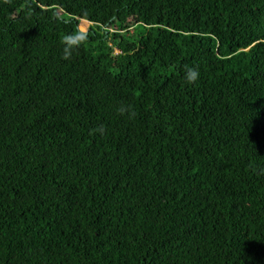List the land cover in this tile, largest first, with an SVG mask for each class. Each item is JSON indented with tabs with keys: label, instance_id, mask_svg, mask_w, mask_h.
<instances>
[{
	"label": "trees",
	"instance_id": "16d2710c",
	"mask_svg": "<svg viewBox=\"0 0 264 264\" xmlns=\"http://www.w3.org/2000/svg\"><path fill=\"white\" fill-rule=\"evenodd\" d=\"M0 264H264V0H0Z\"/></svg>",
	"mask_w": 264,
	"mask_h": 264
},
{
	"label": "clouds",
	"instance_id": "9594fccd",
	"mask_svg": "<svg viewBox=\"0 0 264 264\" xmlns=\"http://www.w3.org/2000/svg\"><path fill=\"white\" fill-rule=\"evenodd\" d=\"M86 39L83 34H76V35H66L62 41L64 44L63 47V56L64 60H70L72 57V52L74 48L79 47L82 42ZM199 71L196 69L189 68L185 74V81L189 84H194L197 79L199 78ZM127 109L121 108V113L125 112Z\"/></svg>",
	"mask_w": 264,
	"mask_h": 264
},
{
	"label": "rangeland",
	"instance_id": "374dc122",
	"mask_svg": "<svg viewBox=\"0 0 264 264\" xmlns=\"http://www.w3.org/2000/svg\"><path fill=\"white\" fill-rule=\"evenodd\" d=\"M89 26H90V23L88 21L82 20L81 23H80V25H79V28H80L81 31L86 32V31H88ZM117 51L118 50H115V53H117Z\"/></svg>",
	"mask_w": 264,
	"mask_h": 264
}]
</instances>
